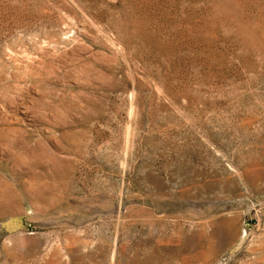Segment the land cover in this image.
<instances>
[{
	"label": "rangeland",
	"instance_id": "1",
	"mask_svg": "<svg viewBox=\"0 0 264 264\" xmlns=\"http://www.w3.org/2000/svg\"><path fill=\"white\" fill-rule=\"evenodd\" d=\"M0 264H264V0H0Z\"/></svg>",
	"mask_w": 264,
	"mask_h": 264
},
{
	"label": "bare ground",
	"instance_id": "2",
	"mask_svg": "<svg viewBox=\"0 0 264 264\" xmlns=\"http://www.w3.org/2000/svg\"><path fill=\"white\" fill-rule=\"evenodd\" d=\"M214 256V255H213ZM212 257V256H211Z\"/></svg>",
	"mask_w": 264,
	"mask_h": 264
}]
</instances>
